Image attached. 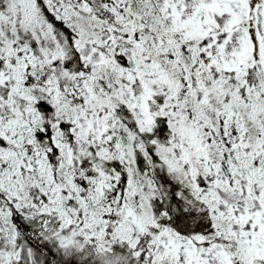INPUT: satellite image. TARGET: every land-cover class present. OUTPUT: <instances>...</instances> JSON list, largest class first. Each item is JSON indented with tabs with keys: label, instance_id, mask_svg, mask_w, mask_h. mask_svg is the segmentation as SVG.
<instances>
[{
	"label": "snow or ice",
	"instance_id": "1",
	"mask_svg": "<svg viewBox=\"0 0 264 264\" xmlns=\"http://www.w3.org/2000/svg\"><path fill=\"white\" fill-rule=\"evenodd\" d=\"M0 264H264V0H0Z\"/></svg>",
	"mask_w": 264,
	"mask_h": 264
}]
</instances>
